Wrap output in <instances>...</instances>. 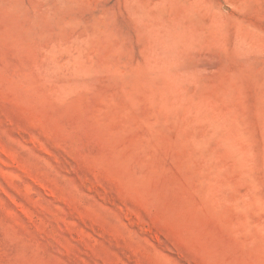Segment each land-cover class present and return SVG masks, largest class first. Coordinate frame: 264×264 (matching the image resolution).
Returning <instances> with one entry per match:
<instances>
[{
  "label": "rangeland",
  "instance_id": "obj_1",
  "mask_svg": "<svg viewBox=\"0 0 264 264\" xmlns=\"http://www.w3.org/2000/svg\"><path fill=\"white\" fill-rule=\"evenodd\" d=\"M0 264H264V0H0Z\"/></svg>",
  "mask_w": 264,
  "mask_h": 264
}]
</instances>
